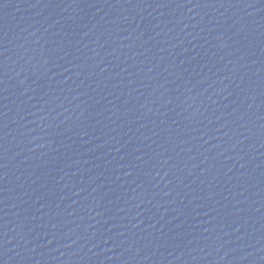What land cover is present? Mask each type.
<instances>
[{"label": "water", "instance_id": "95a60500", "mask_svg": "<svg viewBox=\"0 0 264 264\" xmlns=\"http://www.w3.org/2000/svg\"><path fill=\"white\" fill-rule=\"evenodd\" d=\"M0 264H264V0H0Z\"/></svg>", "mask_w": 264, "mask_h": 264}]
</instances>
